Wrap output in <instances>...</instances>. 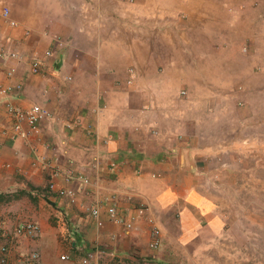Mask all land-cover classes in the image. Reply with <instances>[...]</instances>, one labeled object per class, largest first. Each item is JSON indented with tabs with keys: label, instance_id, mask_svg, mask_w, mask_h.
<instances>
[{
	"label": "crops",
	"instance_id": "crops-1",
	"mask_svg": "<svg viewBox=\"0 0 264 264\" xmlns=\"http://www.w3.org/2000/svg\"><path fill=\"white\" fill-rule=\"evenodd\" d=\"M3 6L15 25L0 14V51L18 60L0 61V84L20 82L11 102L37 103L53 115L37 134L11 139L2 133L10 118L0 105V193H17L3 203L11 215L0 223L39 226L33 239L0 237L10 257L33 249L40 264H79L87 251L96 264L165 260L168 250L217 236L229 215L216 183L235 170L245 181L246 146L192 134L187 85L263 80L264 0H0ZM54 36L62 46L46 57ZM241 45L252 55L235 68ZM32 58L41 62L36 74L28 72ZM52 167L74 203L46 190ZM93 205L99 225L89 215ZM105 206L122 221L109 220ZM152 228L156 249L148 246Z\"/></svg>",
	"mask_w": 264,
	"mask_h": 264
},
{
	"label": "rangeland",
	"instance_id": "rangeland-1",
	"mask_svg": "<svg viewBox=\"0 0 264 264\" xmlns=\"http://www.w3.org/2000/svg\"><path fill=\"white\" fill-rule=\"evenodd\" d=\"M248 52L247 46L241 45L231 64L236 68L243 62V56L252 55ZM246 81L249 83L245 80H194L187 85L190 106L187 117L192 124V134L204 141L245 145L247 172L245 181L235 170L228 180L216 183L229 215L221 232L203 244L168 250L163 260L166 264H264V77L261 81ZM254 155L260 163V171L255 174ZM229 157L236 163L233 151ZM2 206L3 203L0 204V221L2 216L11 215L1 210ZM105 264L157 262L121 259Z\"/></svg>",
	"mask_w": 264,
	"mask_h": 264
},
{
	"label": "built area",
	"instance_id": "built-area-1",
	"mask_svg": "<svg viewBox=\"0 0 264 264\" xmlns=\"http://www.w3.org/2000/svg\"><path fill=\"white\" fill-rule=\"evenodd\" d=\"M0 14L7 26L15 25V22L8 17L9 10L7 7H1ZM52 39V48H49L43 52V55L46 57L51 56L56 48L62 46V42L59 37L54 36ZM16 58L18 60L17 54L15 52L0 51L1 62ZM40 63L41 62L38 58H32L31 60H29L28 72L31 74L38 73ZM13 71V67H7V70L5 72L6 77L11 76ZM20 88V82L0 84V105L4 107L5 113L10 118V124L7 128H4L2 130V133L7 132L11 139L20 138L24 140L31 135L37 134L40 129L41 123L51 120L53 118V115L47 108L37 103L29 104L27 107H20L11 102L12 98L18 97ZM181 93H183V91H181ZM23 124L25 127L23 126ZM43 146L45 148H48L47 144H44ZM39 160L42 162V165L46 164L45 159L42 156L39 157ZM58 174L59 172L54 167L50 169L49 178L45 186L46 190L53 191L59 197H64L68 203H74L76 200L74 191L71 188L56 185L55 178L58 176ZM70 176L71 173L68 171L65 173V176L63 178L67 180ZM80 180L83 183L86 182V179L84 178H80ZM98 207L99 205H93L89 209V215L93 219H95L97 225L100 224V221L97 219ZM104 211L109 220H113L115 222L122 221L121 218H119L115 214L113 206H105ZM125 226L129 227V224L125 223ZM38 233L39 226L32 219L17 220L11 228H6L2 223H0V237H3L5 239L12 240L18 237L33 239L38 235ZM148 246L151 249H156L159 246V232L157 228H152ZM9 250L10 248L8 244L0 243V264H40L39 254L36 250H29L27 252L18 254L14 258L10 257ZM59 258L67 259V256L61 255L59 256ZM79 264H96L95 252H85L80 257Z\"/></svg>",
	"mask_w": 264,
	"mask_h": 264
},
{
	"label": "trees",
	"instance_id": "trees-1",
	"mask_svg": "<svg viewBox=\"0 0 264 264\" xmlns=\"http://www.w3.org/2000/svg\"><path fill=\"white\" fill-rule=\"evenodd\" d=\"M15 198H17V193L16 192L15 193H11V192L0 193V204L1 203H6V202H8V201H10L12 199H15ZM124 260H126V259H124ZM138 260L156 261L157 264H166V263L163 262V260H157L155 258H145V259H138ZM114 261H119V259L115 258L114 260H111L109 262L112 263ZM97 263L101 264L99 260L97 261Z\"/></svg>",
	"mask_w": 264,
	"mask_h": 264
}]
</instances>
